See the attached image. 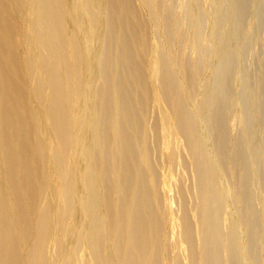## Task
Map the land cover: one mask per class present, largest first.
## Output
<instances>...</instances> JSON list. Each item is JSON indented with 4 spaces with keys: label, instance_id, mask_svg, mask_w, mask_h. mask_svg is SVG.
<instances>
[{
    "label": "bare ground",
    "instance_id": "bare-ground-1",
    "mask_svg": "<svg viewBox=\"0 0 264 264\" xmlns=\"http://www.w3.org/2000/svg\"><path fill=\"white\" fill-rule=\"evenodd\" d=\"M116 1L118 7H103L105 0H0V264H182V245L163 239L173 221L158 191L165 192L168 177H159L151 159L145 101L137 103L131 89L134 81L143 91L145 80L125 38L127 0ZM233 43V35L224 37L221 47ZM163 65L152 51V85L164 82ZM207 107L202 103L203 116ZM178 110L182 117L172 125L179 139L171 137L174 146L160 153L175 165L185 149L196 175L197 252L190 224H180L189 262L225 264L227 251L237 264L236 217L220 214L216 202L227 206L211 158L201 159L194 125ZM253 147L251 161L264 175L262 140ZM262 214L256 222L264 244Z\"/></svg>",
    "mask_w": 264,
    "mask_h": 264
},
{
    "label": "rangeland",
    "instance_id": "rangeland-1",
    "mask_svg": "<svg viewBox=\"0 0 264 264\" xmlns=\"http://www.w3.org/2000/svg\"><path fill=\"white\" fill-rule=\"evenodd\" d=\"M117 3L105 0L103 7H118ZM127 7L130 28L125 38L145 80L143 91L134 81L131 89L134 87L137 103L145 101L147 140L156 173L161 178L168 177L166 193L158 191L161 201H169L173 221L166 224L168 230L163 239L180 243L182 264H192L182 241L184 230L180 224L185 219L193 232L192 251L202 247L199 220L202 200L198 197L191 161L185 149L177 155L175 165H170L160 153V147L166 152L171 149V137L179 139L172 123L181 119L178 110L181 107L198 135L194 139L202 147L201 159L211 158L224 192L222 201L227 207H220L217 201L218 210L223 216L229 213L236 217L235 227L242 245L237 249V264H264V244L259 242L260 227L256 222L257 211H263L260 224L264 227V175L261 165L251 161L256 137L262 140L264 149V0H127ZM186 7L191 8L190 12L195 7L192 16ZM81 10L87 18L88 14ZM231 35L234 36L231 49L223 50V38ZM216 50L227 57L225 64H220ZM152 51L160 54L164 64L161 85L157 78L153 85L148 79ZM170 79L176 90L168 86ZM209 87H213L212 98L207 102L205 92ZM202 103L208 105L205 116ZM137 112L138 117L142 116L138 107ZM182 136L186 135L182 132ZM205 188H213L209 180ZM226 223L227 220L222 227L224 231L228 230ZM223 256L225 264H231L230 253L224 251Z\"/></svg>",
    "mask_w": 264,
    "mask_h": 264
}]
</instances>
